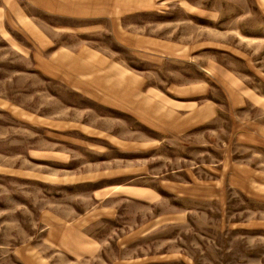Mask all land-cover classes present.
Segmentation results:
<instances>
[{
	"label": "rangeland",
	"instance_id": "rangeland-1",
	"mask_svg": "<svg viewBox=\"0 0 264 264\" xmlns=\"http://www.w3.org/2000/svg\"><path fill=\"white\" fill-rule=\"evenodd\" d=\"M22 8L54 46L39 52L11 27H0V264H264V202L228 185L231 168L251 166L250 146L235 135L236 121L239 132L242 122L243 131L249 127L250 111L241 121L227 109L208 127L182 137L155 134L44 74L42 59L51 58L53 49L88 47L153 72L160 88L172 73L184 81L195 67L144 66L117 45L104 19L81 21L98 28L88 32L79 20ZM216 59L237 67L264 94V85L233 56ZM212 93L221 99L218 90ZM109 117L130 127L132 143L155 139L158 147L132 148L124 156L107 148L101 156L95 131L122 125L108 123ZM71 131H79L77 137ZM105 158L113 161L97 167ZM108 169H130L125 184L153 189L155 197L97 201L92 192L98 185L90 179ZM220 182L224 213L222 198L209 196Z\"/></svg>",
	"mask_w": 264,
	"mask_h": 264
},
{
	"label": "crops",
	"instance_id": "crops-1",
	"mask_svg": "<svg viewBox=\"0 0 264 264\" xmlns=\"http://www.w3.org/2000/svg\"><path fill=\"white\" fill-rule=\"evenodd\" d=\"M22 5L59 19L79 20L78 27H88V32L98 28L81 21H109L117 45L146 67L160 69L166 63L195 67L184 81H178L184 76L172 73L173 80L160 88L152 82L153 72L134 70L88 47L53 49L51 58L42 59L44 74L155 134L182 137L208 127L227 109L241 121L250 111L249 127L243 131L242 122L239 132L236 121L235 135L238 143L250 146L251 166L231 168L228 185L252 201L264 202V94L237 67L232 69L216 59V55L233 56L244 72L264 85V0H0V27H11L41 52L54 43ZM144 17L155 20L141 22ZM214 89L221 99L213 95ZM105 120L122 125L119 131L115 125L95 131L99 136L94 138L104 150V154L97 151L101 156L108 149L124 156L132 148L151 150L159 145L155 139L132 143L129 126L115 118ZM71 133L77 137L79 131ZM121 133L126 138L114 136ZM111 161L105 158L96 166L106 167ZM103 172L90 179L98 185L92 194L99 202L108 197L140 201L156 195L153 189L126 185L132 179L130 169ZM222 184L206 190L214 189L210 199L222 198L224 213L226 189L224 196Z\"/></svg>",
	"mask_w": 264,
	"mask_h": 264
}]
</instances>
